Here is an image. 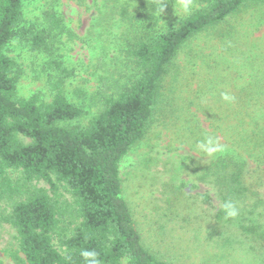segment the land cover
Here are the masks:
<instances>
[{"label": "rangeland", "instance_id": "obj_1", "mask_svg": "<svg viewBox=\"0 0 264 264\" xmlns=\"http://www.w3.org/2000/svg\"><path fill=\"white\" fill-rule=\"evenodd\" d=\"M159 2H26L20 28L46 29L51 34L42 48L20 37L8 45L7 54L16 64L17 97L42 94L49 102L48 81L59 77L67 99L84 110L73 125L87 127L117 85L137 79L139 70L129 56L136 40L143 34L165 32L187 17L176 16L174 0H165L160 16ZM201 6L200 0H194L192 13ZM123 7L130 19L121 14ZM47 13L55 15L60 28L50 27ZM222 92L235 96V102H224ZM206 133L219 139L226 149L223 154L229 151L260 168L250 182L257 184L264 198V4L244 8L181 48L166 77L154 122L121 164L123 197L143 243L158 257L179 264H264V240L236 239L225 247L209 237L211 216L220 202L193 172L218 157L196 151V143ZM37 186L50 188L44 182ZM62 191L71 203V195ZM207 192L211 205L201 201ZM11 206L3 202L0 215L9 214ZM261 212L257 221L264 223ZM18 251L16 231L0 221V264H16L11 254Z\"/></svg>", "mask_w": 264, "mask_h": 264}, {"label": "trees", "instance_id": "obj_2", "mask_svg": "<svg viewBox=\"0 0 264 264\" xmlns=\"http://www.w3.org/2000/svg\"><path fill=\"white\" fill-rule=\"evenodd\" d=\"M29 1L0 0V205L12 203L10 213L0 215V221L16 231L19 251L11 254L13 260L83 264L79 251L87 248L99 253L102 264H179L158 257L143 243L123 197L121 164L154 122L166 77L181 48L194 36L264 0H200L201 8L173 28L143 34L129 50L139 70L137 79L117 85L87 127L73 125L84 110L67 99L59 77L48 81L49 102L42 94L17 97L16 64L7 54L8 45L20 37L42 48L51 34L46 29L20 28ZM122 9L121 14L130 19L128 8ZM46 19L53 30L61 27L52 13ZM227 152L192 170L196 181L212 189L220 202L211 216L209 237L225 247L236 239L259 242L264 240V223L257 221L264 198L250 180L256 179L260 168ZM41 182L50 188L38 187ZM62 190L71 195V203ZM210 195L201 196L202 203L211 205ZM225 200L237 204L240 214L235 220L224 219Z\"/></svg>", "mask_w": 264, "mask_h": 264}, {"label": "clouds", "instance_id": "obj_3", "mask_svg": "<svg viewBox=\"0 0 264 264\" xmlns=\"http://www.w3.org/2000/svg\"><path fill=\"white\" fill-rule=\"evenodd\" d=\"M194 7V0H174V10L176 16L180 17L191 15ZM165 9V0H160L157 6V13L161 16ZM221 99L226 103H234L235 96L228 92L221 93ZM196 151L202 153L208 158H216L218 155H222L226 149L220 143L219 139L211 134H205L201 140L195 145ZM221 210L224 214L225 220H235L240 214V210L237 204L232 200H225L221 205ZM79 256L83 261V264H102L99 253L95 250L82 248L79 251Z\"/></svg>", "mask_w": 264, "mask_h": 264}]
</instances>
